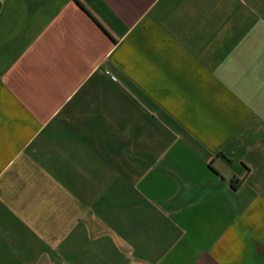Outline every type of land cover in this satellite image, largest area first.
I'll return each mask as SVG.
<instances>
[{
  "label": "crops",
  "instance_id": "obj_1",
  "mask_svg": "<svg viewBox=\"0 0 264 264\" xmlns=\"http://www.w3.org/2000/svg\"><path fill=\"white\" fill-rule=\"evenodd\" d=\"M80 1L0 0V264H264V0Z\"/></svg>",
  "mask_w": 264,
  "mask_h": 264
},
{
  "label": "trees",
  "instance_id": "obj_2",
  "mask_svg": "<svg viewBox=\"0 0 264 264\" xmlns=\"http://www.w3.org/2000/svg\"><path fill=\"white\" fill-rule=\"evenodd\" d=\"M79 4H81L80 0H76ZM82 5V4H81ZM231 184L234 186V188L240 187L241 182L238 181V179H232Z\"/></svg>",
  "mask_w": 264,
  "mask_h": 264
}]
</instances>
